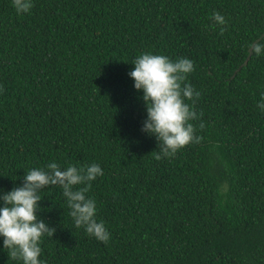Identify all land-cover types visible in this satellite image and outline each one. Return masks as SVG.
Wrapping results in <instances>:
<instances>
[{"label": "trees", "instance_id": "trees-1", "mask_svg": "<svg viewBox=\"0 0 264 264\" xmlns=\"http://www.w3.org/2000/svg\"><path fill=\"white\" fill-rule=\"evenodd\" d=\"M0 0V189L31 168L98 163L87 195L111 234L76 228L62 189L40 193L56 229L46 264H264V0ZM225 16L223 32L214 12ZM187 57L201 139L156 159L128 73L144 52ZM0 264H21L3 250Z\"/></svg>", "mask_w": 264, "mask_h": 264}, {"label": "clouds", "instance_id": "clouds-1", "mask_svg": "<svg viewBox=\"0 0 264 264\" xmlns=\"http://www.w3.org/2000/svg\"><path fill=\"white\" fill-rule=\"evenodd\" d=\"M18 14L29 13L32 0H12ZM211 19L214 27L223 32L227 20L220 12H214ZM250 55L264 56V40L250 45ZM128 73L133 87L141 93L146 108V118L141 131L155 138L159 152L156 159L175 155L190 143H198L200 137L190 121L197 118V112L185 101L199 98L187 77L195 70L194 61L187 57L175 60L167 55L151 51L138 55ZM257 108L264 113V91L260 93ZM104 172L100 164L84 166L68 165L52 161L44 167L29 169L23 176V183L9 191L0 189V238L3 250L19 260L21 264H46L41 257V242L45 236L52 238L56 229L38 217L41 191L58 185L66 199L70 216L76 228H83L86 234L107 244L111 234L102 220L97 219V202L87 195L91 182Z\"/></svg>", "mask_w": 264, "mask_h": 264}]
</instances>
